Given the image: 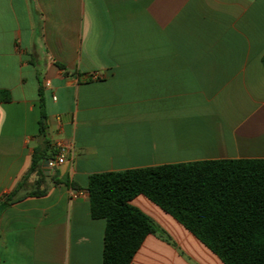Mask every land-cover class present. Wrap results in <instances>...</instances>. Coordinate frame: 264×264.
I'll return each instance as SVG.
<instances>
[{"label": "crops", "instance_id": "crops-1", "mask_svg": "<svg viewBox=\"0 0 264 264\" xmlns=\"http://www.w3.org/2000/svg\"><path fill=\"white\" fill-rule=\"evenodd\" d=\"M263 59L264 0H0V264H103L92 174L264 159ZM44 140L65 162L14 193ZM131 204L157 229L131 264H224Z\"/></svg>", "mask_w": 264, "mask_h": 264}, {"label": "trees", "instance_id": "trees-1", "mask_svg": "<svg viewBox=\"0 0 264 264\" xmlns=\"http://www.w3.org/2000/svg\"><path fill=\"white\" fill-rule=\"evenodd\" d=\"M48 129L43 112V139ZM55 155L50 141L38 145L14 193L32 173L43 179L42 163ZM88 192L92 218L106 221L103 264H131L146 237L157 231L150 218L131 204L140 195L176 219L224 264H264V159L207 160L97 173L89 177Z\"/></svg>", "mask_w": 264, "mask_h": 264}, {"label": "built area", "instance_id": "built-area-1", "mask_svg": "<svg viewBox=\"0 0 264 264\" xmlns=\"http://www.w3.org/2000/svg\"><path fill=\"white\" fill-rule=\"evenodd\" d=\"M65 152H66V149L61 147L59 150V153L56 156H54L53 158H50V160L47 163V167H49L50 169H54L58 165L63 164L66 160Z\"/></svg>", "mask_w": 264, "mask_h": 264}, {"label": "water", "instance_id": "water-1", "mask_svg": "<svg viewBox=\"0 0 264 264\" xmlns=\"http://www.w3.org/2000/svg\"><path fill=\"white\" fill-rule=\"evenodd\" d=\"M49 160H50V159H46V160H44V162H43L42 169H43V171H44L45 173H47V163H48Z\"/></svg>", "mask_w": 264, "mask_h": 264}]
</instances>
